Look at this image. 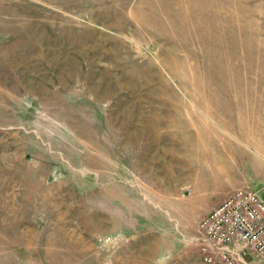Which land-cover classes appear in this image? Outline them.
I'll use <instances>...</instances> for the list:
<instances>
[{
  "label": "rangeland",
  "instance_id": "rangeland-1",
  "mask_svg": "<svg viewBox=\"0 0 264 264\" xmlns=\"http://www.w3.org/2000/svg\"><path fill=\"white\" fill-rule=\"evenodd\" d=\"M240 188L264 200V0H0V264H204Z\"/></svg>",
  "mask_w": 264,
  "mask_h": 264
},
{
  "label": "built area",
  "instance_id": "built-area-1",
  "mask_svg": "<svg viewBox=\"0 0 264 264\" xmlns=\"http://www.w3.org/2000/svg\"><path fill=\"white\" fill-rule=\"evenodd\" d=\"M204 264H264V200L236 189L199 223L192 238Z\"/></svg>",
  "mask_w": 264,
  "mask_h": 264
}]
</instances>
